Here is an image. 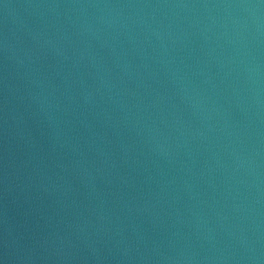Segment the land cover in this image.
Segmentation results:
<instances>
[{"label": "water", "instance_id": "obj_1", "mask_svg": "<svg viewBox=\"0 0 264 264\" xmlns=\"http://www.w3.org/2000/svg\"><path fill=\"white\" fill-rule=\"evenodd\" d=\"M4 264H264V0H0Z\"/></svg>", "mask_w": 264, "mask_h": 264}]
</instances>
